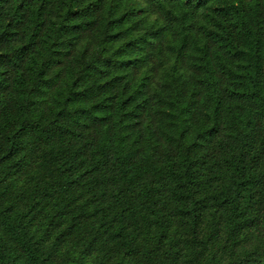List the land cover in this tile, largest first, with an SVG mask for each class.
<instances>
[{
    "label": "trees",
    "instance_id": "1",
    "mask_svg": "<svg viewBox=\"0 0 264 264\" xmlns=\"http://www.w3.org/2000/svg\"><path fill=\"white\" fill-rule=\"evenodd\" d=\"M0 264H264V0H0Z\"/></svg>",
    "mask_w": 264,
    "mask_h": 264
}]
</instances>
